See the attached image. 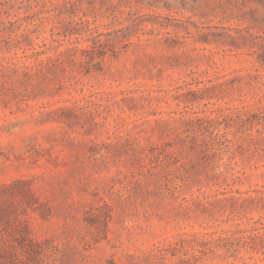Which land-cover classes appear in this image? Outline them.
I'll return each mask as SVG.
<instances>
[{
	"label": "rangeland",
	"instance_id": "1",
	"mask_svg": "<svg viewBox=\"0 0 264 264\" xmlns=\"http://www.w3.org/2000/svg\"><path fill=\"white\" fill-rule=\"evenodd\" d=\"M0 264H264V0L0 4Z\"/></svg>",
	"mask_w": 264,
	"mask_h": 264
},
{
	"label": "trees",
	"instance_id": "2",
	"mask_svg": "<svg viewBox=\"0 0 264 264\" xmlns=\"http://www.w3.org/2000/svg\"><path fill=\"white\" fill-rule=\"evenodd\" d=\"M35 1H40V2L42 1L43 3H48V2H51L52 0H0V4L1 5L6 4V5L15 6V5H20L22 3H30L31 4L32 2H35ZM70 1L71 0H61V2H63V3L70 2ZM39 14H40L39 10H33L31 15H35L38 17ZM121 24L125 25V23H123V22H121ZM34 25L35 24L31 23L30 21L28 23L22 24L21 32L19 34L16 33L14 28H12L11 31L13 33V40H18L19 36H22V37L29 36L31 34V31H32Z\"/></svg>",
	"mask_w": 264,
	"mask_h": 264
}]
</instances>
